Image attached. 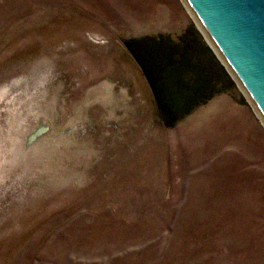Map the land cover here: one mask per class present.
<instances>
[{
    "label": "rangeland",
    "instance_id": "obj_1",
    "mask_svg": "<svg viewBox=\"0 0 264 264\" xmlns=\"http://www.w3.org/2000/svg\"><path fill=\"white\" fill-rule=\"evenodd\" d=\"M195 23L184 0H0V264H264L254 106L233 81L167 126L130 51L209 47Z\"/></svg>",
    "mask_w": 264,
    "mask_h": 264
},
{
    "label": "trees",
    "instance_id": "obj_2",
    "mask_svg": "<svg viewBox=\"0 0 264 264\" xmlns=\"http://www.w3.org/2000/svg\"><path fill=\"white\" fill-rule=\"evenodd\" d=\"M136 42L140 45L131 47L130 51L149 83L158 113L167 126L233 86L232 78L213 51L188 28L176 40L158 35Z\"/></svg>",
    "mask_w": 264,
    "mask_h": 264
},
{
    "label": "water",
    "instance_id": "obj_3",
    "mask_svg": "<svg viewBox=\"0 0 264 264\" xmlns=\"http://www.w3.org/2000/svg\"><path fill=\"white\" fill-rule=\"evenodd\" d=\"M185 1L207 44L264 120V0Z\"/></svg>",
    "mask_w": 264,
    "mask_h": 264
},
{
    "label": "bare ground",
    "instance_id": "obj_4",
    "mask_svg": "<svg viewBox=\"0 0 264 264\" xmlns=\"http://www.w3.org/2000/svg\"><path fill=\"white\" fill-rule=\"evenodd\" d=\"M184 2L186 3V5H187V7H188V9H190V7H189V5L187 4V2L184 0ZM190 11H191V9H190ZM192 12V11H191ZM194 16V15H193ZM195 18V17H194ZM197 23V22H196ZM198 24V23H197ZM198 26L200 27V25L198 24ZM201 30L203 31V33H205L204 32V30L201 28ZM246 94V93H245ZM246 96L248 97V95L246 94ZM248 99H249V97H248ZM250 100V99H249ZM250 102H251V100H250ZM252 103V102H251ZM252 105L254 106V104L252 103ZM254 108H255V110H256V112L258 113V115H259V117L262 119V122L264 123V120H263V118L260 116V114H259V112H258V110L256 109V107L254 106Z\"/></svg>",
    "mask_w": 264,
    "mask_h": 264
}]
</instances>
